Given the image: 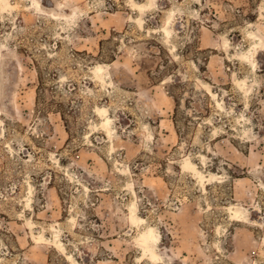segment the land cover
I'll list each match as a JSON object with an SVG mask.
<instances>
[{"label":"rangeland","instance_id":"obj_1","mask_svg":"<svg viewBox=\"0 0 264 264\" xmlns=\"http://www.w3.org/2000/svg\"><path fill=\"white\" fill-rule=\"evenodd\" d=\"M0 264H264V0H0Z\"/></svg>","mask_w":264,"mask_h":264},{"label":"bare ground","instance_id":"obj_2","mask_svg":"<svg viewBox=\"0 0 264 264\" xmlns=\"http://www.w3.org/2000/svg\"><path fill=\"white\" fill-rule=\"evenodd\" d=\"M143 8V7H142ZM141 8V9H142ZM143 10V9H142ZM169 22V21H168ZM169 31V29L167 30ZM141 240H142V243L145 247L146 250L148 251H153V244L156 242L157 238L154 234V231L152 229L144 232L142 235H141Z\"/></svg>","mask_w":264,"mask_h":264}]
</instances>
